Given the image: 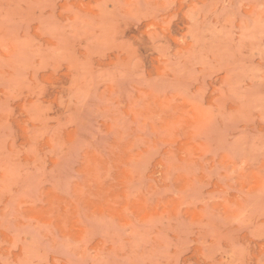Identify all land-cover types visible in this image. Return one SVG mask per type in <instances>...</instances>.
<instances>
[{
	"label": "rangeland",
	"instance_id": "1",
	"mask_svg": "<svg viewBox=\"0 0 264 264\" xmlns=\"http://www.w3.org/2000/svg\"><path fill=\"white\" fill-rule=\"evenodd\" d=\"M0 264H264V0H0Z\"/></svg>",
	"mask_w": 264,
	"mask_h": 264
}]
</instances>
